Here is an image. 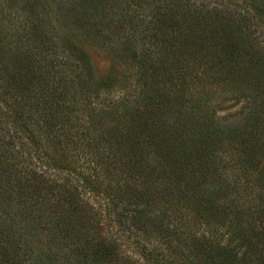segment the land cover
<instances>
[{"label":"trees","instance_id":"trees-1","mask_svg":"<svg viewBox=\"0 0 264 264\" xmlns=\"http://www.w3.org/2000/svg\"><path fill=\"white\" fill-rule=\"evenodd\" d=\"M0 264H264V0H0Z\"/></svg>","mask_w":264,"mask_h":264},{"label":"rangeland","instance_id":"rangeland-1","mask_svg":"<svg viewBox=\"0 0 264 264\" xmlns=\"http://www.w3.org/2000/svg\"><path fill=\"white\" fill-rule=\"evenodd\" d=\"M114 24L115 26H118L117 22H115ZM61 30L65 34H67V32L62 28ZM74 41L77 43L81 51L87 56L96 78H102L113 68H124V64L121 63L123 56L120 52L118 54H114L111 51H108L87 41ZM204 91L205 90H203V92L199 96H206V91ZM210 91L211 92L208 97L211 101L209 102L220 115H223L234 105L235 101L232 99L231 95L227 92H224L218 86L211 87ZM37 251H40L38 247Z\"/></svg>","mask_w":264,"mask_h":264}]
</instances>
